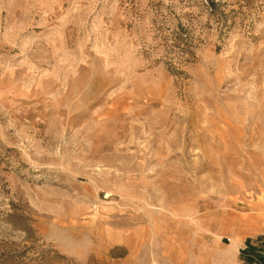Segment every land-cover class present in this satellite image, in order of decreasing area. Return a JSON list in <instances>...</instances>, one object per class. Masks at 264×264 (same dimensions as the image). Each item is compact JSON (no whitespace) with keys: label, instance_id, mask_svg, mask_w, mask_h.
<instances>
[{"label":"rangeland","instance_id":"rangeland-1","mask_svg":"<svg viewBox=\"0 0 264 264\" xmlns=\"http://www.w3.org/2000/svg\"><path fill=\"white\" fill-rule=\"evenodd\" d=\"M261 258L264 0H0V264Z\"/></svg>","mask_w":264,"mask_h":264},{"label":"trees","instance_id":"trees-1","mask_svg":"<svg viewBox=\"0 0 264 264\" xmlns=\"http://www.w3.org/2000/svg\"><path fill=\"white\" fill-rule=\"evenodd\" d=\"M252 248V247H251ZM252 250H253V248H252ZM262 259V261H261V264H264V258H261Z\"/></svg>","mask_w":264,"mask_h":264}]
</instances>
